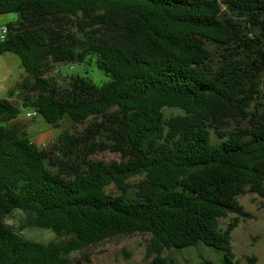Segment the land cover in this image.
<instances>
[{
  "label": "trees",
  "instance_id": "obj_1",
  "mask_svg": "<svg viewBox=\"0 0 264 264\" xmlns=\"http://www.w3.org/2000/svg\"><path fill=\"white\" fill-rule=\"evenodd\" d=\"M9 14L18 19L0 57L21 61L24 106L53 127L103 120L63 134L51 153L0 99V264H69L136 233L152 236L151 264H175L165 250L199 247L234 264L235 224L223 232L219 220L242 214L247 188L264 197V0H0V16ZM64 63L93 64L106 81L59 86L47 76ZM104 151L122 161L90 160ZM15 211L63 240L23 238L4 224Z\"/></svg>",
  "mask_w": 264,
  "mask_h": 264
},
{
  "label": "rangeland",
  "instance_id": "obj_2",
  "mask_svg": "<svg viewBox=\"0 0 264 264\" xmlns=\"http://www.w3.org/2000/svg\"><path fill=\"white\" fill-rule=\"evenodd\" d=\"M222 2V0H219ZM17 15L9 14L0 16V30L7 24L16 22ZM68 27L76 32L74 27H78V21L69 19ZM0 67H8L11 71V83L9 89L0 95L9 99L21 110V114L16 122L17 126L25 131L30 141L39 149L54 153L58 139L66 133L71 135L81 134L88 123H100L103 119L90 120L85 125H75L69 119H64L58 127L48 125L41 117L28 119L27 113L33 112L31 108L24 106V98L17 88L25 78L26 73L21 65L20 59L13 54H6L0 57ZM3 71V75L9 74ZM75 76L87 77L97 85H102L106 78L95 65L85 63L83 65L59 64L54 71L48 74L49 79L55 80L59 86H66L70 78ZM178 110L166 109V117L180 115ZM98 138L96 142L100 141ZM56 154V153H55ZM56 156H59L56 154ZM93 162H104L108 165L121 162L120 154L113 151L97 152L90 156ZM141 180L140 177L130 181V194L136 193V185ZM107 194H118L116 189H107ZM242 214H228L219 220L220 229L226 232L231 224L235 228L231 233V251L234 264H264V197L254 193L247 188L246 193L237 198ZM27 217L20 211H15L11 216L4 219V224L15 230L23 238L41 244L58 243L62 238H58L52 231L28 227ZM152 236L149 234L136 233L131 235H120L106 240L98 245L90 246L81 251L75 252L68 258L69 264H151L153 257L149 255V247ZM163 257L173 260L175 264H197L201 259L214 261L222 264L224 254L211 248L199 247L184 250H165Z\"/></svg>",
  "mask_w": 264,
  "mask_h": 264
},
{
  "label": "crops",
  "instance_id": "obj_3",
  "mask_svg": "<svg viewBox=\"0 0 264 264\" xmlns=\"http://www.w3.org/2000/svg\"><path fill=\"white\" fill-rule=\"evenodd\" d=\"M5 56V55H4ZM8 67H0V95L7 89H9L10 83L12 81L11 79V71L8 73ZM3 71H5V74L8 73L9 76L3 75ZM0 99H6L4 97H0Z\"/></svg>",
  "mask_w": 264,
  "mask_h": 264
},
{
  "label": "built area",
  "instance_id": "obj_4",
  "mask_svg": "<svg viewBox=\"0 0 264 264\" xmlns=\"http://www.w3.org/2000/svg\"><path fill=\"white\" fill-rule=\"evenodd\" d=\"M7 35H8V28H7V26H6V27H3V28L0 30V42L5 41ZM37 116H38V114L36 113V111L29 112V113H27V115H26V117H27L28 119H35Z\"/></svg>",
  "mask_w": 264,
  "mask_h": 264
}]
</instances>
